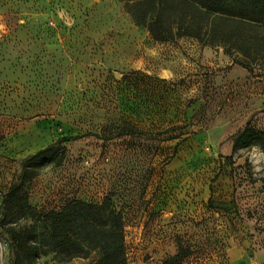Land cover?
Segmentation results:
<instances>
[{"label":"rangeland","instance_id":"1","mask_svg":"<svg viewBox=\"0 0 264 264\" xmlns=\"http://www.w3.org/2000/svg\"><path fill=\"white\" fill-rule=\"evenodd\" d=\"M247 127L264 133V19L0 0V264H96L99 248L30 254L50 246L43 213L76 199L121 214L126 264H264V147L236 148Z\"/></svg>","mask_w":264,"mask_h":264},{"label":"trees","instance_id":"2","mask_svg":"<svg viewBox=\"0 0 264 264\" xmlns=\"http://www.w3.org/2000/svg\"><path fill=\"white\" fill-rule=\"evenodd\" d=\"M195 12L201 14L203 22L212 15L223 20H251L264 19V0H180ZM248 11H252L250 16ZM204 24L199 26L200 33ZM152 34L160 40H166V30L157 21L150 25ZM170 33V31H169ZM190 35L193 32H186ZM199 36V35H198ZM256 140L264 147V133L247 127L236 141V148H240L250 141ZM60 150L59 145H51L39 150L30 160L40 161L55 159ZM32 174H30V177ZM32 209V208H31ZM35 213L36 210L33 208ZM47 224V238L50 246L39 249L37 245L30 244V254L40 255L54 252L62 260L75 257H89L96 249L103 252L102 258L96 264H126L125 228L123 218L113 205L93 203L85 200H72L61 210H51L43 213ZM37 228V227H36ZM36 230V229H34ZM37 237V232H35ZM17 234L13 235L14 241ZM24 250L29 251L22 244ZM177 256L170 257L163 264H176Z\"/></svg>","mask_w":264,"mask_h":264}]
</instances>
